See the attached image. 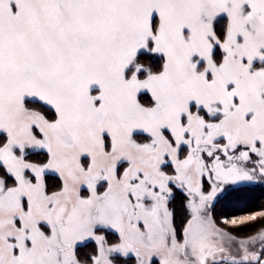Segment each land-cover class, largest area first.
<instances>
[{"label":"snow or ice","instance_id":"1","mask_svg":"<svg viewBox=\"0 0 264 264\" xmlns=\"http://www.w3.org/2000/svg\"><path fill=\"white\" fill-rule=\"evenodd\" d=\"M0 264H264V0H0Z\"/></svg>","mask_w":264,"mask_h":264}]
</instances>
